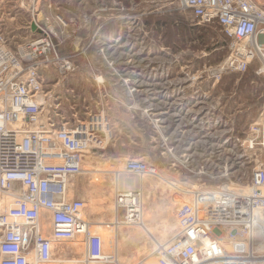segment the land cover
I'll use <instances>...</instances> for the list:
<instances>
[{"label": "built area", "instance_id": "1", "mask_svg": "<svg viewBox=\"0 0 264 264\" xmlns=\"http://www.w3.org/2000/svg\"><path fill=\"white\" fill-rule=\"evenodd\" d=\"M43 4L50 7L51 0ZM171 4L188 12L192 27L219 29L226 56L208 69V78L217 81L226 73H244L253 63L259 65L255 73L264 77V0H171ZM3 14L0 10V264H31L32 260L50 264L55 252L72 241L83 246V264H112L117 254L105 252L101 235L91 231L83 215L85 200L69 193L71 181L83 172L85 158L104 149L112 137L107 114L101 109V87L106 83L101 62L92 78L98 90L97 110H91L88 97L72 87L64 95L57 88H46L49 77L58 87L74 66L73 54H58L51 29L32 19L13 30ZM54 20L61 19L55 16ZM103 59L118 77L113 86L123 87L128 98L137 96L139 80L123 79L118 73L120 63L108 62L104 52ZM148 68L145 93L151 95L154 84L169 90L165 101H148L145 115L154 128H187L192 141L206 130H215L218 121L205 119L208 111L203 106L192 110L201 101L192 98L189 105H181L187 98L186 81L196 88L195 74L181 82L170 79L172 71L165 65ZM183 71L180 67L177 72L185 76ZM194 94L207 100L205 92L197 95V88ZM63 98L68 103L65 115L58 108ZM181 139L170 147L165 144L170 154L183 148ZM233 150L235 165L251 166L248 182L201 183L189 189L190 201L174 211L180 232L157 248L156 264H264V250L252 249L253 230L263 225L264 214V104L257 120L237 138V148L226 151ZM190 159L183 154L178 162L184 165ZM124 170L136 177L157 173L154 165L135 158L124 161ZM140 196L128 203L122 193L115 196L118 212L123 209L122 225L133 227L140 221Z\"/></svg>", "mask_w": 264, "mask_h": 264}, {"label": "rangeland", "instance_id": "2", "mask_svg": "<svg viewBox=\"0 0 264 264\" xmlns=\"http://www.w3.org/2000/svg\"><path fill=\"white\" fill-rule=\"evenodd\" d=\"M36 1L0 0V10L6 25L13 30L32 19L39 20L51 29L58 54H73L74 66L68 77L58 87H53L54 79L49 77L46 88L53 91L57 88L64 95V90L72 87L81 97H88L91 110H97L98 90L92 78L100 62L101 75L106 80L104 88L101 87V109L107 114L112 137L104 149L85 158L83 172L71 181L69 193L85 200L84 216L91 223V231L101 235L105 252L115 251V233L123 231L124 239L118 240L116 248L119 262L112 264H155L154 252L177 232L175 208L189 202L190 194L184 198L182 191L174 190L155 175L143 176L141 190L138 188L136 192L142 196L151 236H145L137 226L115 230L108 224L115 218V192L127 187L125 181H134L135 177L125 172L124 161L135 158L152 164L165 180L177 183L187 192L201 187V183L246 184L251 166L235 165V150L231 153L226 150L237 148V138H242L247 126L257 120L264 104V77L255 73L259 65L253 63L244 73L223 74L217 81L208 78V69L226 56L222 35L216 26L192 27L188 12L175 9L171 0H51L50 7L43 0L37 4ZM55 16L61 20H54ZM100 42L106 60L120 63V77L138 79L141 83L134 98L126 97L123 87L113 86L118 77L104 66L103 52L99 55ZM172 63L177 65V71L182 67L186 74L173 70L170 79L180 78L183 82L188 74H195L197 95L206 93L207 100L201 99L194 94L196 88H190L191 83L186 81L187 98L183 96L181 105H189L195 98L201 104L192 110L203 106L208 111L205 119L218 121L215 130H206L195 141L187 128L157 130L145 115L148 66L169 68ZM64 98L58 107L63 115L67 114L68 105ZM165 138L168 140L163 143ZM175 139L185 143L170 154L165 144L170 147L176 143ZM183 154H189L191 159L181 165L178 161ZM97 169L101 172H92ZM122 217L123 209H119L118 220ZM259 243L264 244L263 239ZM54 255L50 264H64L57 260L80 259L83 246L79 241L67 242Z\"/></svg>", "mask_w": 264, "mask_h": 264}, {"label": "bare ground", "instance_id": "3", "mask_svg": "<svg viewBox=\"0 0 264 264\" xmlns=\"http://www.w3.org/2000/svg\"><path fill=\"white\" fill-rule=\"evenodd\" d=\"M80 52V51H79ZM90 171V170H89ZM92 171V170H91ZM93 173H95V172H101V170H99V169H97V170H94V171H92ZM119 172H117V174H118ZM116 174V175H117ZM120 175V174H119ZM159 180H161V181H163L164 183H166L167 185H169L171 188H173L174 190H181L180 189V187L177 185V183H174L173 181H168V180H165L161 175H159L158 173H156V175H155ZM132 178H134V181H128V183H127V181H125V183H124V185L125 186H127V187H124V188H119V189H117L116 190V192H115V196L117 197L120 193H122V198L123 199H125L126 200V202L128 203V202H130L131 200H136V197L138 198L139 197V195H140V193H139V191H138V194L136 193V189H138L139 188V190H141L140 188L142 187V185H143V183H144V179H143V177H132ZM117 180L119 181L120 179L117 177ZM130 180V179H129ZM117 181V182H118ZM129 184V185H128ZM128 186H130V187H128ZM133 188V189H132ZM243 190H247V189H243ZM135 191V192H134ZM183 192V197L184 198H186V196H187V194H190L189 192H187V191H182ZM186 194V195H185ZM185 195V196H184ZM176 196V195H175ZM191 197V196H190ZM143 201H142V196H140V200H138V203H141V207H139V210H140V212H141V217H140V221L139 222H137L136 224H133V227L134 226H137L138 228H140L145 234H147V235H145V236H148V235H150L151 236V234H152V232H151V229L147 226V216L145 215V212H144V209H143V203H142ZM114 206H115V212H116V215H117V213H118V209H117V203H116V201H115V204H114ZM114 212V211H113ZM114 212V213H115ZM83 215H84V213H83ZM261 221H262V224L263 225H261V227L260 228H256V229H254L253 230V235H252V241H254V240H256L255 242H253V247H252V249H255L256 251H258L259 252V250L261 249L262 251L264 250V244L263 243H259L262 239H263V241H264V214H262V216H261ZM113 227L112 228H114L115 230L116 229H118V228H120V227H132V226H128V225H122V222H119V220L117 219V217H116V219L114 218V222H113V224H111ZM99 228H101V225L100 226H98ZM176 227H178V229H177V232H176V234L175 235H177V234H179V232H180V226H179V224L176 226ZM43 229H45L46 230V227H43ZM138 233V232H137ZM153 236V235H152ZM163 237V236H162ZM119 239H124V233H123V231H116V233H115V242H116V247H115V252H116V254H117V251H116V248H117V244H118V240ZM154 240V239H153ZM156 243H158V242H156ZM155 243V244H156ZM160 244V243H159ZM263 244V245H262ZM161 246H163L164 244H160ZM159 245V246H160ZM156 246V245H155ZM259 246V249H256V247H258ZM59 254H60V252H58ZM59 259V258H58ZM57 262H59V263H64V264H83V261L81 260V258L80 259H72V260H57ZM116 262H119V260L118 259H116V261L114 262V263H116ZM31 264H38L37 263V261L36 260H32L31 261ZM95 264H103L102 262H96ZM136 264H140V263H136ZM156 264V263H155ZM204 264H216L215 262H213V263H204Z\"/></svg>", "mask_w": 264, "mask_h": 264}, {"label": "crops", "instance_id": "4", "mask_svg": "<svg viewBox=\"0 0 264 264\" xmlns=\"http://www.w3.org/2000/svg\"><path fill=\"white\" fill-rule=\"evenodd\" d=\"M38 2H39V0H37ZM41 1V0H40ZM45 0H43V2H44ZM169 70H171V71H173V70H175V71H177V69H176V66H173V65H170L169 66ZM171 74H173V73H171ZM171 76H174V75H171ZM158 82H160V81H158ZM158 88V89H157ZM169 93V90H167V89H165L164 87H162L161 85H156V84H154L153 85V89H152V93H151V95H148V93H146V101L148 102V101H151L152 103H154V102H163V101H165L166 99H167V94ZM153 113V112H152ZM148 124V123H147ZM112 163V162H111ZM114 206V205H113ZM115 219H116V217H117V219L119 218V212L117 213V215H116V212H115ZM123 218V217H122ZM113 220H114V218H113ZM113 222L114 221H112V222H109L108 224L110 225V227H113L111 224H113Z\"/></svg>", "mask_w": 264, "mask_h": 264}]
</instances>
